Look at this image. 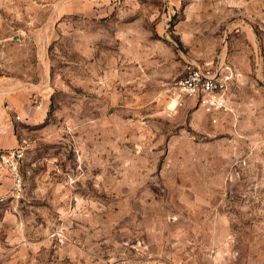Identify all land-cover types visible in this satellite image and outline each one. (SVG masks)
Listing matches in <instances>:
<instances>
[{
    "label": "rangeland",
    "instance_id": "374dc122",
    "mask_svg": "<svg viewBox=\"0 0 264 264\" xmlns=\"http://www.w3.org/2000/svg\"><path fill=\"white\" fill-rule=\"evenodd\" d=\"M188 60L225 109L177 96ZM7 125L0 264H264V0H0Z\"/></svg>",
    "mask_w": 264,
    "mask_h": 264
},
{
    "label": "built area",
    "instance_id": "2783aa9c",
    "mask_svg": "<svg viewBox=\"0 0 264 264\" xmlns=\"http://www.w3.org/2000/svg\"><path fill=\"white\" fill-rule=\"evenodd\" d=\"M232 81V71L222 61L213 64L188 60L182 76L176 81L177 96H183L207 113L226 108L225 89ZM23 157L21 147L0 148V168H4L11 180L10 195L19 198L23 193V177L20 161Z\"/></svg>",
    "mask_w": 264,
    "mask_h": 264
},
{
    "label": "crops",
    "instance_id": "0c3cea01",
    "mask_svg": "<svg viewBox=\"0 0 264 264\" xmlns=\"http://www.w3.org/2000/svg\"><path fill=\"white\" fill-rule=\"evenodd\" d=\"M18 140L14 135L12 127L7 125L5 128L0 130V148H13L17 145ZM11 180L8 176L7 171L4 168H0V196H4L8 191ZM22 197L25 199V193H22ZM6 203V202H1Z\"/></svg>",
    "mask_w": 264,
    "mask_h": 264
}]
</instances>
